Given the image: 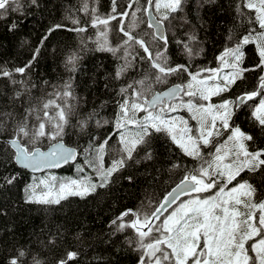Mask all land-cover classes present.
I'll return each mask as SVG.
<instances>
[{
	"label": "trees",
	"instance_id": "16d2710c",
	"mask_svg": "<svg viewBox=\"0 0 264 264\" xmlns=\"http://www.w3.org/2000/svg\"><path fill=\"white\" fill-rule=\"evenodd\" d=\"M127 2L117 0V10H122ZM21 3L22 14L9 12L0 17V68L12 72L10 78L0 76V264H8L9 259L20 252L25 253L21 258L24 264H34V260L40 264H57L70 251L78 253L75 264H139L140 252L129 242L135 240L134 231L131 228L116 231L112 221L127 209L151 211L184 178L187 170L198 166V161L185 156L166 135L154 134L147 144L137 147L132 160L114 173L106 187H99L84 197L68 196L59 204L26 201L25 186L33 176L41 174H29L20 168L15 162L14 150L6 142L13 139L14 128L25 119L26 110L39 109L43 101L52 98L55 90H62L70 82L73 96L68 100L69 123L58 139L76 148L79 152L76 163L86 166L82 156L94 154L98 145L111 135L106 151L114 143V153L110 156L116 158L121 148L118 135H113L117 101L122 99L118 92L121 87L141 79L148 70V62L140 60L144 53L138 46L130 49L137 59L117 79L115 74L125 63L123 47L115 53L99 50L98 30L91 26L92 11L95 9V14L102 17L109 15L112 0H36L35 4L21 0ZM85 3L88 11L84 10ZM143 5L144 0H140L134 7ZM238 5L243 9V0H185L183 11L173 14L176 19L165 22L169 64H189L192 71L219 67L217 57L226 48L240 43L250 32L261 31L258 24L249 22L248 17L253 13L243 9L245 15L241 16ZM137 16L138 26L133 35L142 36L155 51L161 42L152 41L147 15L137 13ZM124 23L126 28L132 23L131 13ZM12 24L16 27L11 28ZM56 25L61 27L50 31ZM117 25V20L111 22L108 37L114 48L124 39ZM80 27L86 31L71 30ZM193 33L197 37L193 50L202 51L190 59L178 42H188ZM254 45L243 46L241 67L255 70L244 72L243 79L237 80L228 92L230 95L256 90L259 78L264 75L255 67L260 57ZM37 49L39 54L33 59ZM73 53L77 61L71 70L72 66L66 67V61ZM246 56L253 59L247 60ZM29 62L31 65L24 74L14 71ZM187 79L186 74H178L166 85H156L154 90L184 84ZM258 100L259 97L248 105ZM248 105L234 110L231 123L253 137L247 142L250 151L264 149V128L252 118L253 109ZM89 116L92 119L81 129L80 122ZM97 120L108 123L98 127ZM28 123L29 127L36 123L34 116L28 117ZM189 124L195 129V121L189 120ZM23 142L32 149L47 148L56 141L43 139L33 144L24 138ZM146 153L151 154V159L145 158ZM106 155V161H110L108 152ZM74 165L59 171L74 172ZM241 176H246L256 187V199H264V168L245 171ZM6 177H15V180L9 184L4 180ZM124 219L128 221L131 217Z\"/></svg>",
	"mask_w": 264,
	"mask_h": 264
},
{
	"label": "snow or ice",
	"instance_id": "6c2138e0",
	"mask_svg": "<svg viewBox=\"0 0 264 264\" xmlns=\"http://www.w3.org/2000/svg\"><path fill=\"white\" fill-rule=\"evenodd\" d=\"M30 2L35 4L36 0ZM139 2L128 0L118 11L117 0H112L111 13L104 17L96 15L95 9L92 11L91 26L98 30L96 42L99 50L115 53L121 47L124 49L125 63L117 70V79L137 59L130 49L138 46L144 53L140 60L148 62V70L143 77L121 87L118 92L122 99L117 101L118 112L113 132V135H118L121 145L118 158L112 160L110 167L103 166L106 147L112 138L109 135L95 149L99 183H92L88 177L71 179L58 186L40 180L39 184H44L46 191L37 195L35 189L38 185L34 182L26 189L31 192L28 199L41 204H59L68 196L84 197L97 187H106L112 175L132 160L138 146L147 144L154 134H164L185 156L198 161V166L187 170L180 183L151 211L127 209L112 221L116 231L122 232L126 228L134 231L135 240L129 242L140 252L139 264H264V199L257 200L256 187L241 176L245 171L255 172L264 168V149L250 151L247 142L252 141L253 137L231 123L235 109L259 97L258 102L248 106L253 109L252 118L264 128V75L259 78L256 90L212 103L213 97L230 92L237 80L243 79L244 72L255 70L241 67L244 45L256 43L260 63L255 67L264 72V31L255 37L250 32L242 37L240 43L226 48L217 57L219 67L192 71L189 64H169L166 55L168 36L165 22L176 19L173 14L183 11L185 0H144L143 6L134 7ZM22 8L21 0H0V17L9 12L22 14ZM243 9L253 13L248 17L249 22H255L264 30V0H243ZM243 9L237 6L241 16L245 15ZM84 10L88 11L87 3ZM130 13L132 23L126 28L124 21ZM137 13L147 15L146 24L152 30L149 34L152 41L161 42L155 51L142 36L133 35L139 21ZM113 20L118 21V31L124 37L115 48L108 38ZM73 23L79 21L73 20ZM15 27V24L11 25V28ZM60 27L56 25L50 31ZM71 30L84 32L86 28ZM196 40L193 33L189 35L188 42H178L190 59L202 51L197 49L194 52L192 45ZM38 54L39 49L33 59ZM76 61L75 53L69 55L66 67L72 66L71 70H74ZM30 65L31 62L14 71L24 74ZM178 74L187 75L184 84H174L163 91L154 90L156 85H166L171 77ZM0 76L10 78L12 72L0 68ZM72 96L71 83L68 82L62 90H55L52 98L43 101L39 109L30 107L26 110L25 119L15 126L13 139L9 141L15 149L14 159L18 164L35 172L60 167L76 157L77 152L58 139L63 136L64 128L69 123L71 106L68 100ZM181 111L190 114L189 119L196 122L195 129L189 125V119L178 114ZM139 113L144 115L140 116ZM29 116H34L36 120L31 127ZM91 119L92 116H89L81 121V129L87 127ZM95 123L99 127L108 121L97 120ZM24 138L33 144L43 139L57 142L43 152L38 147L29 149L23 142ZM145 158L151 159V154L146 153ZM4 180L11 184L15 177ZM51 180L55 181L56 178L51 177ZM181 197L188 199L181 200ZM125 217L131 219L125 221ZM24 256L25 253L20 252L10 258L8 264H24L21 259ZM77 257L76 251L67 252L57 264H75ZM34 264L40 262L34 260Z\"/></svg>",
	"mask_w": 264,
	"mask_h": 264
},
{
	"label": "rangeland",
	"instance_id": "374dc122",
	"mask_svg": "<svg viewBox=\"0 0 264 264\" xmlns=\"http://www.w3.org/2000/svg\"><path fill=\"white\" fill-rule=\"evenodd\" d=\"M262 31H264V30L261 29V31H259L257 33H260ZM257 33L252 34L253 37H255V35ZM253 44H255L254 46H255L256 51H257V54H258L257 45H256V43H253ZM246 59L247 60H252L253 57L252 56H246ZM225 71H229V69H225ZM237 95H240V94H237ZM234 97L235 96L230 95L227 92V93H224L220 97H213L212 98V103H218L222 99H233ZM185 99H187V98L185 97ZM178 114L181 115V116H184L185 118L187 117L188 119H189V116H190V114L187 113V112L185 114H183L182 112H179ZM189 120L192 122L191 119H189ZM117 139H118V142H119V137L118 136H117ZM114 147H115V144L113 143L112 146H111V148L108 151H106L109 154L110 161H106L107 155H106V152H105L104 159H103V166L105 168L110 167L111 166V163H112V160L118 158V157L113 158V157L110 156V155H112L114 153V149H115ZM86 157H88V158H86ZM86 157H83V158H86L85 159V164L87 166H82L80 163H75V165H74V167H75L74 168V173L73 172H65V171H63V172L62 171H47V172H45V173H43V174H41L39 176H33L32 180L24 188V197H25V200L26 201H29L28 197H29V195H31V192L30 191H26V189H29V186L33 185L34 182L38 185L36 187V189H35L37 195H39L42 191H46L45 185L44 184H39V181L40 180H46L49 184L55 183L58 186L59 183H61V182H67L68 180L73 179L74 176H75L76 177V180L82 179L84 177H88V178H90V180H91L92 183H99V179L100 178H99V176L97 175V172H96V169L98 167L97 154H96V152L94 154H87ZM80 169H83V171H80ZM113 175H112V177H113ZM51 177H55L56 180L55 181H52L51 180ZM242 177L250 183V181L247 179L246 176H242ZM233 183H235V181ZM229 187H231V185ZM98 188L99 187H97L96 189H98ZM204 195H210V193H205ZM186 199H188V197H185V198H183L181 200H186Z\"/></svg>",
	"mask_w": 264,
	"mask_h": 264
},
{
	"label": "water",
	"instance_id": "95a60500",
	"mask_svg": "<svg viewBox=\"0 0 264 264\" xmlns=\"http://www.w3.org/2000/svg\"><path fill=\"white\" fill-rule=\"evenodd\" d=\"M172 86V85H171ZM171 86H169V87H171ZM168 88V87H167ZM166 89V88H165ZM165 89H163V90H165ZM163 90H161V91H163ZM11 139H8L6 142L9 144V141H10ZM57 142V141H56ZM56 142H53L52 144H54V143H56ZM61 142L66 146V147H68V148H71V149H74L76 152H77V155H76V157L73 159V160H71V161H69L68 163H65V164H62L60 167H56V168H45V169H42V170H40V171H33L32 169H29V168H25V167H23V166H21L20 164H18L16 161V164L20 167V168H22V169H25V170H27L29 173H31V174H42V173H45V172H47V171H59V170H62L63 168H65V167H67L69 164H74L77 160H78V157H79V152H78V150L76 149V148H74V147H71V146H69V145H67L63 140H61ZM52 144H50L47 148H40V147H38L41 151H43V152H47L48 150H49V148L51 147V145ZM10 145V144H9ZM10 147H11V145H10ZM12 148V147H11ZM13 150H14V152H15V149L14 148H12ZM180 183V182H179ZM178 183V184H179ZM177 184V185H178ZM176 187V186H175ZM174 187V188H175ZM173 188V189H174ZM171 191V190H170Z\"/></svg>",
	"mask_w": 264,
	"mask_h": 264
},
{
	"label": "bare ground",
	"instance_id": "6f19581e",
	"mask_svg": "<svg viewBox=\"0 0 264 264\" xmlns=\"http://www.w3.org/2000/svg\"><path fill=\"white\" fill-rule=\"evenodd\" d=\"M93 152H94V151H93ZM82 157H86V156L84 155V156H82ZM86 158H88V157H86ZM86 158H85V159H86ZM85 159H84V160H85ZM81 162H82V161H81ZM86 166H87V165H86ZM73 167H74V166H73ZM73 173H74V172H73ZM29 174H30V173H29ZM74 177H75V176H74ZM75 178H76V177H75Z\"/></svg>",
	"mask_w": 264,
	"mask_h": 264
},
{
	"label": "flooded vegetation",
	"instance_id": "af4514ba",
	"mask_svg": "<svg viewBox=\"0 0 264 264\" xmlns=\"http://www.w3.org/2000/svg\"><path fill=\"white\" fill-rule=\"evenodd\" d=\"M249 105H252V104H249ZM240 109V108H239ZM239 109H236V110H239Z\"/></svg>",
	"mask_w": 264,
	"mask_h": 264
}]
</instances>
